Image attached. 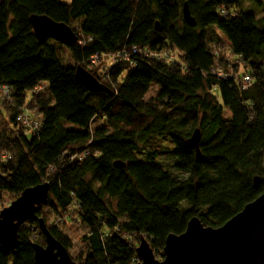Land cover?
Returning a JSON list of instances; mask_svg holds the SVG:
<instances>
[{
    "label": "trees",
    "instance_id": "obj_1",
    "mask_svg": "<svg viewBox=\"0 0 264 264\" xmlns=\"http://www.w3.org/2000/svg\"><path fill=\"white\" fill-rule=\"evenodd\" d=\"M186 4L195 26L184 20ZM35 15L69 25L78 42L40 44ZM135 46L165 55L133 54ZM63 47L73 65L62 59ZM121 51L130 60L90 68L93 56ZM79 66L113 94L88 90ZM219 68L233 78L220 77ZM244 75L253 79L247 90ZM154 84L159 90L147 99ZM6 85L13 103L2 102L6 117L0 114V212L2 194L20 196L45 182L51 192L38 218L20 227L18 248L0 244V264H35L34 244L45 245L39 219L72 247L45 210L70 218L75 211L87 227L89 251L79 264H135L142 238L163 259L168 236L185 232L192 218L219 228L264 192V0H0ZM28 110L42 119L32 137L17 123ZM196 130L200 157L188 143ZM162 138L175 146L168 165L157 161ZM84 151L89 156L70 162Z\"/></svg>",
    "mask_w": 264,
    "mask_h": 264
},
{
    "label": "water",
    "instance_id": "obj_2",
    "mask_svg": "<svg viewBox=\"0 0 264 264\" xmlns=\"http://www.w3.org/2000/svg\"><path fill=\"white\" fill-rule=\"evenodd\" d=\"M183 16L188 25H196L187 4ZM31 22L40 44L49 39L65 46H74L78 42L77 34L69 25L44 15L33 16ZM77 78L91 92L113 94L108 86L81 66L77 67ZM200 138L201 132L196 130L188 140L198 150V157L201 156ZM261 183L262 178L256 177L255 186ZM50 192L48 182L28 188L10 206L1 210L0 244L11 250L18 248L20 227L38 218L37 213L49 202ZM39 224L45 236V245L34 244L35 264H79L50 232L43 219H39ZM136 253L139 261L135 264H264V192L219 228L205 226L199 218H192L185 232L168 236L163 259L156 257L146 238L141 239Z\"/></svg>",
    "mask_w": 264,
    "mask_h": 264
},
{
    "label": "rangeland",
    "instance_id": "obj_3",
    "mask_svg": "<svg viewBox=\"0 0 264 264\" xmlns=\"http://www.w3.org/2000/svg\"><path fill=\"white\" fill-rule=\"evenodd\" d=\"M62 1H69V0H62ZM66 3H70V2H66ZM249 8V7H248ZM250 8H254V7H250ZM258 12V11H257ZM258 17H262V14L258 12ZM77 27L75 26V29ZM221 34V33H220ZM223 40L227 43V40L225 38H223ZM228 44V43H227ZM61 54H62V59L64 60V62L67 65H73L74 62L72 60V56L70 54V52L68 51V49L66 47H63L61 49ZM102 62V64H105L106 66L110 65V60L106 57H103L100 59V61L97 62L98 66L100 65V63ZM96 68V67H95ZM42 89L40 91H38V93H43L45 92V87L44 85L41 87ZM159 90V86L154 84L152 86V89L150 90L149 94L147 95V99H150L151 97H153ZM2 102H4L5 104H9L8 101H3L2 98H0V114L2 115V113L4 114V118L6 117V106L2 104ZM227 116H229V113H227ZM102 124V121L100 120H95L92 127H97L99 125ZM175 149L174 144L172 143V141L169 138H162L159 140V156L157 161L161 162L165 165L170 164L171 160L169 157V153ZM153 150L151 145L147 146L146 148H144L143 146L140 148L139 152H137V156L146 161L149 151ZM17 195H12V194H2L1 195V201H2V205L5 207H8L11 205V203L17 198ZM108 204L110 201L108 198L105 200ZM113 205L115 206L114 202ZM45 215H51L50 217V223L53 225L57 224L60 228H63L65 230V232L67 233V235L70 237L71 241H72V247L69 249V253L71 255V257L74 260L77 259H81V258H86L87 254H88V245L86 243V241L84 240V236L87 234L88 229L84 224H80V222L77 220V216L75 211L72 214V218L70 217H63L60 215H52L50 213L49 210H45ZM125 219H121V221H124ZM156 257L159 259H162V256L157 255Z\"/></svg>",
    "mask_w": 264,
    "mask_h": 264
},
{
    "label": "built area",
    "instance_id": "obj_4",
    "mask_svg": "<svg viewBox=\"0 0 264 264\" xmlns=\"http://www.w3.org/2000/svg\"><path fill=\"white\" fill-rule=\"evenodd\" d=\"M79 43H83V40L81 39ZM144 51V52H142ZM133 54H143L148 57L152 58H158L161 59L165 55V51L161 50L159 53H152L150 49L146 50H140L138 47H133L132 51ZM104 57L108 58L110 60V65H118L122 61H127L130 60L131 55H129L126 51H121L117 52L115 54H110V55H105ZM103 58V55L101 56L100 54H97L93 56L90 60V68L96 67L97 62L100 61V59ZM132 63L130 64V66ZM134 66V65H133ZM218 75L220 77H225L232 79L233 74L232 73H226L223 69L219 68L218 70ZM108 70L104 69L103 74H107ZM241 85L245 90H247L253 82V79L250 75H244L243 78L240 79ZM12 87L6 85V86H1L0 87V93L2 96L3 101H8L9 104L13 103V98H12ZM17 123L19 128L22 129L24 135L28 137L36 136L38 135L40 129L42 128V119L38 114V111H23L20 115L17 117ZM90 152L89 151H84L81 153H77L74 155L70 156V162L74 160H82L83 158L89 156ZM40 239V234L34 232L32 234V240H39Z\"/></svg>",
    "mask_w": 264,
    "mask_h": 264
},
{
    "label": "crops",
    "instance_id": "obj_5",
    "mask_svg": "<svg viewBox=\"0 0 264 264\" xmlns=\"http://www.w3.org/2000/svg\"><path fill=\"white\" fill-rule=\"evenodd\" d=\"M71 0H69V1H64V2H70Z\"/></svg>",
    "mask_w": 264,
    "mask_h": 264
}]
</instances>
